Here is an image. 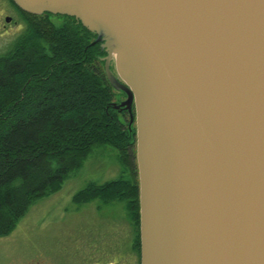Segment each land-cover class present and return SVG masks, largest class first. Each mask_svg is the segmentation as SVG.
Here are the masks:
<instances>
[{"label":"water","instance_id":"95a60500","mask_svg":"<svg viewBox=\"0 0 264 264\" xmlns=\"http://www.w3.org/2000/svg\"><path fill=\"white\" fill-rule=\"evenodd\" d=\"M13 1L106 50L137 126L141 264H264V0Z\"/></svg>","mask_w":264,"mask_h":264},{"label":"trees","instance_id":"16d2710c","mask_svg":"<svg viewBox=\"0 0 264 264\" xmlns=\"http://www.w3.org/2000/svg\"><path fill=\"white\" fill-rule=\"evenodd\" d=\"M23 32L0 55V237L29 206L59 188L96 146L119 151L122 174L75 195L87 201L124 200L141 254L136 128L129 110L115 107L101 42L76 17L21 9ZM52 16H60L56 24ZM128 172V173H127Z\"/></svg>","mask_w":264,"mask_h":264},{"label":"rangeland","instance_id":"374dc122","mask_svg":"<svg viewBox=\"0 0 264 264\" xmlns=\"http://www.w3.org/2000/svg\"><path fill=\"white\" fill-rule=\"evenodd\" d=\"M52 20L62 23L60 16ZM24 28L20 10L11 0H0V55L11 49ZM111 69L118 76L112 63ZM115 95L117 103L127 99L124 91L115 90ZM133 124L137 131L136 121ZM136 146L137 133L134 152L139 180ZM119 155L111 145L96 146L59 188L33 202L13 231L0 237V264H77V260L139 264L140 254L134 246L138 228L129 217L126 201H105L98 194L87 201L75 198L93 183L118 179L122 174Z\"/></svg>","mask_w":264,"mask_h":264},{"label":"flooded vegetation","instance_id":"af4514ba","mask_svg":"<svg viewBox=\"0 0 264 264\" xmlns=\"http://www.w3.org/2000/svg\"><path fill=\"white\" fill-rule=\"evenodd\" d=\"M105 50V49H104ZM106 51V50H105ZM122 109H125V110H123V111H127L128 109H126L125 107H122ZM132 109H133V114H134V116H135V105L133 104V106H132ZM128 112V111H127ZM128 113H130V112H128ZM134 121H135V119H134ZM134 123V122H133ZM135 243H136V239H135ZM134 246H135V244H134ZM135 249H136V247H135ZM136 251H138L137 249H136ZM140 251H141V249H140ZM139 254V253H138ZM78 261V263L77 264H85V263H82V262H80V260H77ZM116 264H119V263H116ZM139 264H141V254H140V260H139Z\"/></svg>","mask_w":264,"mask_h":264}]
</instances>
